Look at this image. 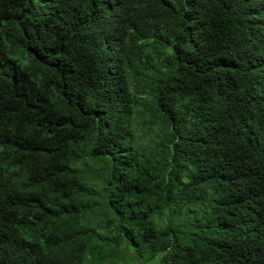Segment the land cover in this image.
Here are the masks:
<instances>
[{
    "label": "trees",
    "instance_id": "16d2710c",
    "mask_svg": "<svg viewBox=\"0 0 264 264\" xmlns=\"http://www.w3.org/2000/svg\"><path fill=\"white\" fill-rule=\"evenodd\" d=\"M0 264H264V0H0Z\"/></svg>",
    "mask_w": 264,
    "mask_h": 264
}]
</instances>
